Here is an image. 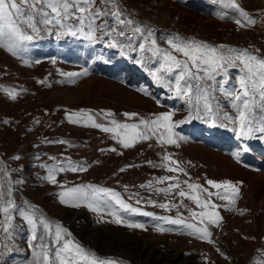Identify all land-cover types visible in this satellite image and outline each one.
Returning <instances> with one entry per match:
<instances>
[{
  "label": "rangeland",
  "instance_id": "obj_1",
  "mask_svg": "<svg viewBox=\"0 0 264 264\" xmlns=\"http://www.w3.org/2000/svg\"><path fill=\"white\" fill-rule=\"evenodd\" d=\"M239 2L254 18L264 20V0ZM124 3L137 20L151 25L158 35L179 34L184 39L195 38L213 46L259 49V54L264 55V24L242 29L235 24L232 9L213 4L211 0H124ZM217 12L229 15L220 19ZM159 42L162 47H168L163 41ZM27 48L26 53L17 56L0 49V121L11 122L0 123V167H7L13 181H24L15 185L17 204L26 211L31 209L23 201L35 205L37 215L47 218L53 230L56 224L66 228L70 233L67 238L79 243L86 252L124 264H210L211 261L256 264L264 260V140H238L230 130L231 125L212 127L197 119L182 123L189 116L184 99L150 75L157 64L136 63L139 53L122 56L119 49L109 48L104 42L91 43L70 36L57 39L46 32L29 42ZM25 59L29 64L24 63ZM37 60L40 62L36 63ZM85 67L90 75L76 77V84L62 75L81 72ZM230 71L233 76L237 74L235 69ZM40 80L46 83L42 85ZM5 88L14 89L18 93L17 100L12 101L4 92ZM138 89H146L148 94ZM220 102L227 106V100ZM81 111L100 114L97 122L106 126H111L109 121L113 118H104L102 113L107 111L115 113L114 118L124 123L138 122L140 118L152 120L161 113L172 112L177 125L174 132L186 140L181 141L179 148L162 149L153 138L124 149L111 133L68 122L67 115ZM124 112H136L139 116L129 119ZM37 120L40 123H35ZM59 140L67 143H55ZM245 146L249 149L246 153L242 152ZM111 148L123 155L110 151ZM237 151L242 152L240 163L232 155ZM166 154L179 161L188 175L168 172L166 167H161L167 164L163 159ZM15 155L21 159L13 160ZM70 163L82 165L87 171L58 173V184L41 179L47 175V169L41 165L68 167ZM122 168L125 171L122 172ZM164 176H177L184 191L190 192L183 183L185 180L208 188L214 195L208 197L202 193L201 197L217 207L201 209L192 200L179 197L178 190L168 194L154 191L176 183H159ZM0 179L7 180V177L0 173ZM209 179L218 183L243 182L237 208L248 210L247 214L241 216L236 211H228L229 201L221 197L229 193L211 188L207 184ZM150 181L152 187H147ZM88 184L111 189L133 207L152 212L153 217L129 215L114 205L126 219L145 223L148 231L104 222L113 218L104 214L101 221V214L87 207L72 208L59 202L58 193L65 190L60 185L70 188ZM217 192L221 195H215ZM137 199L141 200L140 204L136 203ZM148 200L155 201L156 205L167 203L170 208L154 206L147 203ZM192 211L220 212L224 218L222 226H213L211 230L230 261L219 256L211 245L183 234L188 231L183 226L154 219L183 218L187 223L200 226L199 220L192 217ZM14 223L20 227L11 237L0 229V264H31L34 257L28 243L29 226L19 216ZM158 223L174 230L159 233L154 228ZM244 236L250 238L245 240Z\"/></svg>",
  "mask_w": 264,
  "mask_h": 264
},
{
  "label": "snow or ice",
  "instance_id": "obj_2",
  "mask_svg": "<svg viewBox=\"0 0 264 264\" xmlns=\"http://www.w3.org/2000/svg\"><path fill=\"white\" fill-rule=\"evenodd\" d=\"M211 2L232 9L234 22L242 29L253 28L258 23L264 24V20L254 18L245 10L239 0H211ZM216 15L220 19H225L229 14L217 12ZM42 32L54 34L57 39L70 36L82 38L91 43L104 42L109 48L119 49L122 56H129L133 52L139 53L136 63L144 65L147 61L149 64H157V67L150 70V75L164 87L174 91L177 97L184 99L189 108V116L182 123L197 119L203 120L212 127L228 128L231 125L230 130L238 140H264V55L259 54V49L213 46L195 38L184 39L179 34L159 33L158 35L155 28L137 20L128 11L124 0H0V49H5L13 56L26 53L27 44L40 38ZM159 41H163L168 47H162ZM24 63L29 64V61L25 59ZM232 69L237 70L235 76L231 74ZM145 70L149 71L148 68ZM62 75L68 78V82L76 84V77H86L90 75V72L85 67L81 72H67ZM39 83L43 85L46 81L40 80ZM138 91L148 94L146 89H138ZM4 92L12 101L17 100L18 93L14 89L5 88ZM217 93L221 95L218 96ZM221 99L227 100V106L220 102ZM229 108L233 111H229ZM99 115L81 111L67 115V120L74 125L100 129L105 133L113 134L112 138L117 140L124 149L134 148L137 143L150 141L153 138L162 149L166 146L179 148L181 141L186 140V137L174 132L177 125L173 122L174 113L172 112L161 113L152 120L140 118L138 122L133 123L119 122L114 118L115 113L103 112L104 118L113 117L109 121L111 126L97 122ZM123 115L129 119L139 116L136 112H124ZM0 123L7 125L11 122L5 119ZM35 123L40 121L37 120ZM45 142L52 143V141ZM55 143L64 144L67 141L59 140ZM110 151L117 152V149L111 148ZM248 151L247 146L243 147L242 152ZM242 152L237 151L232 154L237 163L241 162ZM117 154L123 155L122 152ZM12 159L20 160L21 156L15 155ZM163 159L167 164L161 167H166L168 172L188 175L186 169L181 167L180 162L173 159L171 154L164 155ZM148 163L152 164L151 161ZM188 163L191 164L190 161ZM41 166L47 169V175L41 179L51 184H58V173L87 171L86 167L72 163L68 167ZM121 171L125 169L122 168ZM0 173L7 177V180L0 179V214L3 217L0 219V229L11 237L20 227L14 223V220L17 216L23 218L30 229L28 243L33 249L34 257L31 264H82V262L124 264L122 261L102 259L86 252L79 243H74L67 238L70 233L66 228L56 224L53 230L52 223L44 216L37 215L36 206L25 200L23 204L31 209L26 211L24 207L17 204L14 197L15 185L23 184L24 181H13L6 166L0 167ZM166 181H176V183H170L166 188L153 190L165 194L178 190L179 197L192 200L201 209L217 207L210 200L201 197L202 193H206L208 197L214 195L208 188L185 180L183 183L187 185L190 192L184 191L181 189L177 176H164L159 183ZM207 184L211 188L224 189L226 193H229L221 197L229 201L228 211H236L241 216L247 214L248 210L237 208L243 182L218 183L209 179ZM60 187L65 189L58 193L61 204L72 208L87 207L101 214V221L104 214H107L113 219L104 222L148 231L145 223L126 219L114 205L119 206L122 212L129 215L153 217L154 214L133 207L121 197L120 193L92 184L70 188L60 185ZM147 187H152L151 181ZM215 195L221 194L217 192ZM136 203L140 204L141 200L137 199ZM147 203L164 209L170 208L167 203L156 205L152 200H148ZM173 207L178 208L179 205H173ZM192 217L199 220L200 226L196 223H187L183 218L154 217V219L163 220L169 225L183 226L188 230L183 234L194 236L197 240L211 245L219 256L225 261H230L231 258L218 246L211 230L213 226L215 228L222 226L224 218L220 212L192 211ZM154 228L159 233L174 230L159 223L155 224ZM243 238L247 240L250 237ZM205 259L210 260L208 257ZM210 264H216V262L211 261ZM256 264H264V260H258Z\"/></svg>",
  "mask_w": 264,
  "mask_h": 264
},
{
  "label": "bare ground",
  "instance_id": "obj_3",
  "mask_svg": "<svg viewBox=\"0 0 264 264\" xmlns=\"http://www.w3.org/2000/svg\"><path fill=\"white\" fill-rule=\"evenodd\" d=\"M257 255H258V254H257ZM257 255H256V256H257Z\"/></svg>",
  "mask_w": 264,
  "mask_h": 264
}]
</instances>
